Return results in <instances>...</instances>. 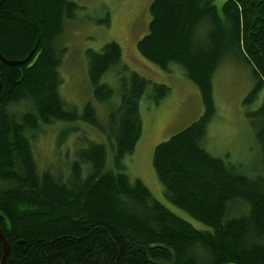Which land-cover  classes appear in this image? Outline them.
<instances>
[{
	"label": "trees",
	"instance_id": "1",
	"mask_svg": "<svg viewBox=\"0 0 264 264\" xmlns=\"http://www.w3.org/2000/svg\"><path fill=\"white\" fill-rule=\"evenodd\" d=\"M84 10L74 0H0V55L23 62L8 66L0 59L6 264H264V97L247 113L261 154L255 177L212 155L206 144L217 110L213 80L228 54L242 56L256 79L246 106L264 88V0H225L220 9L214 0H152L149 31L137 43L143 58L164 72L177 66L200 91L203 114L155 147L152 166L167 203L205 230L128 171L143 132L140 106L159 105L170 93L167 85L131 70L112 41L87 51L95 103L69 110L62 99L65 48L57 42ZM109 22V13L97 21ZM110 72L121 87L116 107L113 87L102 81ZM94 104L112 107L105 120ZM56 123L83 124L102 138L84 143L82 133L81 147L66 148L70 156L59 152L53 167L41 168L31 139ZM67 133L57 136L58 149ZM2 254L0 241V263Z\"/></svg>",
	"mask_w": 264,
	"mask_h": 264
},
{
	"label": "rangeland",
	"instance_id": "2",
	"mask_svg": "<svg viewBox=\"0 0 264 264\" xmlns=\"http://www.w3.org/2000/svg\"><path fill=\"white\" fill-rule=\"evenodd\" d=\"M86 10L76 13V20L67 22L63 36L57 42L65 50L62 65L59 68L62 85L60 94L68 109L81 111L86 103L94 102L88 79L87 51H100L109 42H117L122 48L123 61L142 76L170 88L169 95L157 106L142 103L140 111L143 120V132L130 159L128 171L133 179L142 180L153 196L181 218L190 222L197 229L206 227L194 221L183 211L171 206L165 200L162 187L155 175L152 158L157 145L169 140L173 135L184 130L203 114L202 99L198 87L173 66L170 72H164L153 63L143 58L137 50V43L149 31L150 5L152 0H74ZM225 0H214L221 8ZM110 15L108 25H99L106 14ZM225 58L214 76V96L216 114L210 124L208 149L215 157L224 159L236 166L242 173L256 176L261 158L254 138L252 119L247 113L255 112L263 101L264 88L255 102L246 106L244 100L256 86V79L251 67L238 53ZM103 83L114 89L112 106L120 105L121 90L119 77L108 73ZM95 103V102H94ZM98 118L103 121L112 107L107 104H94ZM82 126H69L56 123L40 129L31 139L34 155L41 168L53 167L54 162L70 156L65 149L74 150L88 140L100 141L102 135ZM75 128V129H74ZM67 131L64 143L57 148V136ZM83 134L81 142L78 135ZM87 143V142H86ZM69 150V151H70ZM60 152V153H59ZM53 163V164H52ZM66 163V161H65ZM59 165V164H58ZM60 164V168H64Z\"/></svg>",
	"mask_w": 264,
	"mask_h": 264
},
{
	"label": "water",
	"instance_id": "3",
	"mask_svg": "<svg viewBox=\"0 0 264 264\" xmlns=\"http://www.w3.org/2000/svg\"><path fill=\"white\" fill-rule=\"evenodd\" d=\"M0 59L2 62H4L6 65L8 66H18L23 64V62H16V61H7L6 59H4L1 55H0ZM0 241L3 247V254H2V259H1V263L0 264H6V259L9 255L10 252V247H9V243L6 240L4 234L2 233L1 229H0Z\"/></svg>",
	"mask_w": 264,
	"mask_h": 264
}]
</instances>
